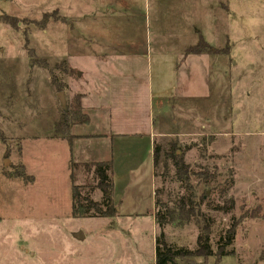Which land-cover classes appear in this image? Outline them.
Listing matches in <instances>:
<instances>
[{
	"label": "rangeland",
	"instance_id": "obj_1",
	"mask_svg": "<svg viewBox=\"0 0 264 264\" xmlns=\"http://www.w3.org/2000/svg\"><path fill=\"white\" fill-rule=\"evenodd\" d=\"M201 41L213 50L186 53ZM61 90L170 133L117 216L73 215L72 173L103 193L57 129ZM182 198L199 212L183 227L168 215ZM208 220L215 254L237 224L231 254L177 264H264V0H0V264H156L157 237L193 250Z\"/></svg>",
	"mask_w": 264,
	"mask_h": 264
},
{
	"label": "trees",
	"instance_id": "obj_2",
	"mask_svg": "<svg viewBox=\"0 0 264 264\" xmlns=\"http://www.w3.org/2000/svg\"><path fill=\"white\" fill-rule=\"evenodd\" d=\"M205 46L210 50H213L209 45L205 44L203 41L199 42L197 46L189 47L186 49L187 54H198L202 53L197 49L201 46ZM62 91V90H61ZM89 122V116L83 112V107L81 101L79 100L67 110H64V116L61 122L58 123L57 129L66 131L65 139L68 141L70 146H72V141L74 136L71 133V127L75 124H86ZM159 147H155L154 150V159L155 164L158 162L159 157ZM168 159H173L174 165L176 168V178L181 185L191 187V178L189 175V165L186 164L183 160L182 155H178L176 150L171 154H167ZM72 168L78 167L79 164L72 160ZM168 166V165H166ZM84 169H87L88 172H93L96 184L95 189H99L103 195L101 200H95L89 193L82 192V186L75 183L74 173L71 174L73 181V215L75 217H90V218H106L114 217L119 214L118 205L114 200V183L112 178V162H89L83 163ZM21 170L16 172V175L19 178H22L24 181L34 180V177H29L25 174L24 166L21 165ZM206 177L211 176L208 173H202ZM87 192V191H86ZM158 201V200H157ZM189 201V205L185 203L183 198L177 208L168 211L169 220L171 223H177L179 226H185L190 223L193 215L196 214L194 208L195 205ZM233 205V203H232ZM232 207V206H231ZM199 212H197L198 214ZM158 224L160 227L166 224V216L159 214ZM157 220V219H156ZM197 220V217H196ZM210 220V219H209ZM208 220V223L203 225L202 232L197 238V247L193 250L186 247H175L169 245L165 241L163 234L160 235V238L157 237L156 245V264H177L176 259H184L191 256H205L209 257L216 255L218 259H222L224 256L231 254L228 250V247L232 246L236 240L237 235V224H232L230 228L226 231L224 236H221L218 241V249L215 254L212 243H211V234L212 228ZM197 223H200L199 219Z\"/></svg>",
	"mask_w": 264,
	"mask_h": 264
},
{
	"label": "crops",
	"instance_id": "obj_3",
	"mask_svg": "<svg viewBox=\"0 0 264 264\" xmlns=\"http://www.w3.org/2000/svg\"><path fill=\"white\" fill-rule=\"evenodd\" d=\"M95 99L89 92L82 97L81 105L89 116V122L71 127L74 138L70 149L73 160L77 162H112L117 204V201L123 202L129 190L132 191L136 173L143 164L150 161L153 166L157 142L170 133L156 130L151 117L141 131L134 129L130 120L114 124L112 110Z\"/></svg>",
	"mask_w": 264,
	"mask_h": 264
},
{
	"label": "water",
	"instance_id": "obj_4",
	"mask_svg": "<svg viewBox=\"0 0 264 264\" xmlns=\"http://www.w3.org/2000/svg\"><path fill=\"white\" fill-rule=\"evenodd\" d=\"M72 34L75 35L76 37H79V32L77 30H73L72 31ZM58 96L60 98V101H61V104H62V107L64 110H67L68 108V105H67V99H66V95H65V91H60L58 92ZM82 234H77V237H80Z\"/></svg>",
	"mask_w": 264,
	"mask_h": 264
}]
</instances>
